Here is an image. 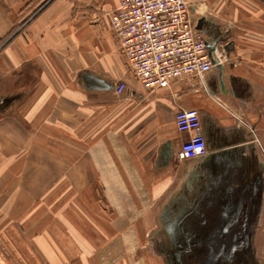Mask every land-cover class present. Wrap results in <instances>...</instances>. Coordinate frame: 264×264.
I'll list each match as a JSON object with an SVG mask.
<instances>
[{
  "label": "crops",
  "instance_id": "1",
  "mask_svg": "<svg viewBox=\"0 0 264 264\" xmlns=\"http://www.w3.org/2000/svg\"><path fill=\"white\" fill-rule=\"evenodd\" d=\"M186 1L218 65L147 89L119 0H0V264H174L173 238L248 220L264 246V0Z\"/></svg>",
  "mask_w": 264,
  "mask_h": 264
},
{
  "label": "built area",
  "instance_id": "2",
  "mask_svg": "<svg viewBox=\"0 0 264 264\" xmlns=\"http://www.w3.org/2000/svg\"><path fill=\"white\" fill-rule=\"evenodd\" d=\"M109 21L129 72L147 89L165 87L189 75L201 76L213 66L210 48L216 42L207 41L197 28L186 0H119ZM123 87L119 83L117 92ZM199 124L197 109L176 111V129L190 132L180 146L184 158L206 151Z\"/></svg>",
  "mask_w": 264,
  "mask_h": 264
},
{
  "label": "flooded vegetation",
  "instance_id": "3",
  "mask_svg": "<svg viewBox=\"0 0 264 264\" xmlns=\"http://www.w3.org/2000/svg\"><path fill=\"white\" fill-rule=\"evenodd\" d=\"M252 224V220L245 222L248 228ZM227 231L228 224L225 223L222 231L215 225L205 235L197 236L195 240L190 238V243H196V252L188 251L190 247H181L183 250L175 253L174 264H247L249 255L258 252V247L252 243L251 232H248L247 238L241 235L230 238ZM259 252L264 253V246Z\"/></svg>",
  "mask_w": 264,
  "mask_h": 264
},
{
  "label": "rangeland",
  "instance_id": "4",
  "mask_svg": "<svg viewBox=\"0 0 264 264\" xmlns=\"http://www.w3.org/2000/svg\"><path fill=\"white\" fill-rule=\"evenodd\" d=\"M177 234V233H176ZM190 237L173 238L172 241V252L168 253V258L173 261L176 259L175 253L180 250L181 247H188V240ZM179 248V249H178ZM247 264H264V253L256 252L249 255Z\"/></svg>",
  "mask_w": 264,
  "mask_h": 264
},
{
  "label": "water",
  "instance_id": "5",
  "mask_svg": "<svg viewBox=\"0 0 264 264\" xmlns=\"http://www.w3.org/2000/svg\"><path fill=\"white\" fill-rule=\"evenodd\" d=\"M201 23H202V20H198V24H197V28H200L201 27ZM213 63L214 64H217L218 63V60L215 59L213 60ZM218 65V64H217ZM244 221H235V222H232L229 226H228V236L230 238H233L234 236H239L241 235V237L243 238H247V235H248V232H249V228H248V225L247 227L244 228ZM184 248V247H183Z\"/></svg>",
  "mask_w": 264,
  "mask_h": 264
}]
</instances>
